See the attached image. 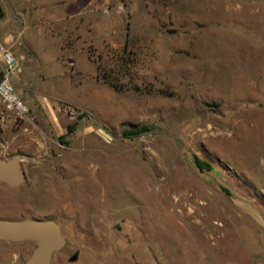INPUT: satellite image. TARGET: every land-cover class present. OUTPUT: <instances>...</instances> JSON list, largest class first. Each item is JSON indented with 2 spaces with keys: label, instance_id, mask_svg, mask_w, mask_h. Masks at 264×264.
Returning a JSON list of instances; mask_svg holds the SVG:
<instances>
[{
  "label": "rangeland",
  "instance_id": "1",
  "mask_svg": "<svg viewBox=\"0 0 264 264\" xmlns=\"http://www.w3.org/2000/svg\"><path fill=\"white\" fill-rule=\"evenodd\" d=\"M92 9L106 29L89 42L64 32L58 47L39 6L0 0V38L25 55L14 80L29 107L15 118L0 103V154L21 152L26 173L0 181V217L54 218L67 242L50 264H264V0ZM123 168L161 199L155 217L177 226H161L165 240L137 191L113 178ZM35 244L0 239V264Z\"/></svg>",
  "mask_w": 264,
  "mask_h": 264
},
{
  "label": "water",
  "instance_id": "2",
  "mask_svg": "<svg viewBox=\"0 0 264 264\" xmlns=\"http://www.w3.org/2000/svg\"><path fill=\"white\" fill-rule=\"evenodd\" d=\"M22 159L23 154L19 151L10 156L0 154V181L11 186L24 182L26 173ZM0 239L36 242L30 254L17 264H50L53 254L61 250L67 242L58 222L49 217H0ZM75 258L76 253H73L70 259Z\"/></svg>",
  "mask_w": 264,
  "mask_h": 264
},
{
  "label": "crops",
  "instance_id": "3",
  "mask_svg": "<svg viewBox=\"0 0 264 264\" xmlns=\"http://www.w3.org/2000/svg\"><path fill=\"white\" fill-rule=\"evenodd\" d=\"M96 0H31L33 6H39L42 10L41 18L46 21V32L50 35L56 34L57 45H61L63 39L62 33L71 32L77 38V42H89L92 39V33L96 26L101 31L106 29L105 25L98 21L97 16L92 9ZM62 6L58 10V6ZM32 13L30 15L32 16ZM27 48H31L27 42H24ZM9 45V44H8ZM57 58V56H56ZM58 59V58H57ZM60 60V59H59ZM61 61V60H60ZM90 61L88 60V63Z\"/></svg>",
  "mask_w": 264,
  "mask_h": 264
},
{
  "label": "built area",
  "instance_id": "4",
  "mask_svg": "<svg viewBox=\"0 0 264 264\" xmlns=\"http://www.w3.org/2000/svg\"><path fill=\"white\" fill-rule=\"evenodd\" d=\"M24 53H15L10 45L0 38V103L10 110L15 118H24L29 107L15 85L14 76L23 68ZM73 114L74 109H70Z\"/></svg>",
  "mask_w": 264,
  "mask_h": 264
},
{
  "label": "bare ground",
  "instance_id": "5",
  "mask_svg": "<svg viewBox=\"0 0 264 264\" xmlns=\"http://www.w3.org/2000/svg\"><path fill=\"white\" fill-rule=\"evenodd\" d=\"M121 170H124V173L123 174L118 173L119 174L118 175L116 172H114L113 178L115 177L114 179L115 180L119 179V181H124L126 179L128 184H130V186L135 191H137V196L139 199L137 202H139V206H142L141 209H143L144 211H148L150 213L149 215L151 216V219L154 220V221L153 220L152 221L155 223L156 226H158L156 228V231L154 232V234L157 233V236H160L163 240H165L166 239L165 233L160 232V228H162L161 226H164L163 229L170 230V231H174L175 229H177V226H175V224L172 222L171 219H167L166 216L165 217L160 216L158 218L155 217L157 214L161 215V213L163 211V209L160 206L161 205V201H160L161 199L158 197L157 193H155L152 190V188H151V190H148L146 188L147 184H146L145 179L140 177V175L136 169H134V168L133 169L123 168ZM114 182H116V181H114ZM115 184H117V183H115ZM137 196H136V198H137ZM181 200H182V197L180 196L179 199L172 200V203L174 206H178L181 204ZM176 212L182 214L183 210H181V209H180V211L176 210ZM158 230H159V232H158ZM161 231H162V229H161Z\"/></svg>",
  "mask_w": 264,
  "mask_h": 264
},
{
  "label": "trees",
  "instance_id": "6",
  "mask_svg": "<svg viewBox=\"0 0 264 264\" xmlns=\"http://www.w3.org/2000/svg\"><path fill=\"white\" fill-rule=\"evenodd\" d=\"M73 126V124H69L68 125V128H70V127H72ZM147 127V125H144V126H140V127H135V128H131V129H128L126 132H128V133H139L140 131H142L143 129H145ZM195 161H196V163H197V165L199 166V167H202L203 166V164H207V165H209V163H207L205 160H203V159H200V157H196L195 158Z\"/></svg>",
  "mask_w": 264,
  "mask_h": 264
}]
</instances>
